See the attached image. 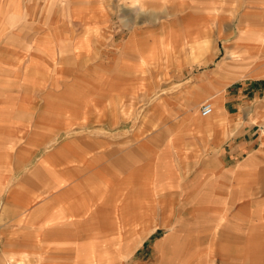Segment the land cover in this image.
Here are the masks:
<instances>
[{
	"label": "rangeland",
	"instance_id": "374dc122",
	"mask_svg": "<svg viewBox=\"0 0 264 264\" xmlns=\"http://www.w3.org/2000/svg\"><path fill=\"white\" fill-rule=\"evenodd\" d=\"M251 34L264 0H0V264H264Z\"/></svg>",
	"mask_w": 264,
	"mask_h": 264
},
{
	"label": "crops",
	"instance_id": "0c3cea01",
	"mask_svg": "<svg viewBox=\"0 0 264 264\" xmlns=\"http://www.w3.org/2000/svg\"><path fill=\"white\" fill-rule=\"evenodd\" d=\"M250 37L251 39L248 41L250 42V44L248 46H245L246 55L240 56L239 54L236 55V53H234L233 51H229L230 54H235L237 56L236 58H237V61H239L238 62L239 64H241L242 66L244 65L246 67L251 66V65L257 66V64L260 61L261 62L264 61V37H260L261 39H258L256 38L257 37L256 34H251ZM185 113L189 116V118L196 119L195 112H194V115L192 116V114L188 112V110L186 109ZM251 129L252 128H250V131L248 132V136L246 135V139L244 141H241L240 143L235 145L233 148H230V153H232L234 157H239L241 156L242 153H245L246 151L247 153L254 152L255 150H257L255 147L257 145H261L260 143L262 142V139H261L260 134H256V133L251 134ZM252 136H256V138L253 139ZM247 137H248V140H247ZM214 148H215V145H214ZM224 149L225 151H227V148H224ZM263 163H264V158H262L261 162H259V165L262 166L264 165ZM253 166H254L253 160L238 159L228 168H229V171L234 172L236 174L235 176H233L234 177L233 181L249 183L251 180L249 179L248 176ZM19 242L20 240L18 239L16 240L9 239V241H7V245L16 244Z\"/></svg>",
	"mask_w": 264,
	"mask_h": 264
},
{
	"label": "built area",
	"instance_id": "2783aa9c",
	"mask_svg": "<svg viewBox=\"0 0 264 264\" xmlns=\"http://www.w3.org/2000/svg\"><path fill=\"white\" fill-rule=\"evenodd\" d=\"M214 111V106L212 103H205L201 106V115L203 117L210 116Z\"/></svg>",
	"mask_w": 264,
	"mask_h": 264
}]
</instances>
